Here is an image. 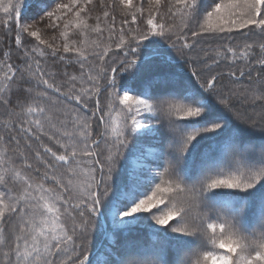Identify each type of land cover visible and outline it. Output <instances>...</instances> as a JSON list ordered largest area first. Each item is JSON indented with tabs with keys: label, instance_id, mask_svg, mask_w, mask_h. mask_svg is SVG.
Wrapping results in <instances>:
<instances>
[{
	"label": "snow or ice",
	"instance_id": "1",
	"mask_svg": "<svg viewBox=\"0 0 264 264\" xmlns=\"http://www.w3.org/2000/svg\"><path fill=\"white\" fill-rule=\"evenodd\" d=\"M0 14V264H264V0Z\"/></svg>",
	"mask_w": 264,
	"mask_h": 264
},
{
	"label": "trees",
	"instance_id": "2",
	"mask_svg": "<svg viewBox=\"0 0 264 264\" xmlns=\"http://www.w3.org/2000/svg\"><path fill=\"white\" fill-rule=\"evenodd\" d=\"M38 11H39L38 8H36L35 5H32L29 8V10L27 11L26 16L28 18H32V17L38 18L37 17ZM0 15H2V14H0ZM117 25H119V20H117ZM73 39H79V36L78 35H75V36H73ZM94 39H95V36H90L89 37V40L90 41L91 40H94ZM199 40H200V47L208 48L209 50H211L212 48H215L216 46H218L221 43H227L230 40L233 43L240 42V38L239 37L233 38V37H230L228 34H224L223 39H218L216 37L203 36V37H200ZM2 46L3 45H0V47H2ZM51 63L52 62L50 60L48 62L49 70L56 71L55 68H52L51 67ZM58 68H59V71L61 73H63L64 71H67L70 74L74 73V68L73 67L65 68L63 65H60L58 63ZM75 69L78 70V65L75 66ZM75 74H78V71H76ZM225 83L228 84V87L233 88V89H237V90L245 87V85L242 82L241 83H235V84H233V83H231L229 81H225ZM102 102H103V98H102ZM237 107L238 108H241V109H247V111L249 113H251L253 111V109L251 107H249L246 103H244L242 101H238L237 102ZM259 110H260L259 108L256 109V111H259ZM0 112H3V109L2 108H0ZM160 139H161V142L163 143L164 142V137L161 136ZM148 146H152L155 149L151 153L152 158H150V157L149 158L152 159V160H157L159 158V155H160L159 145H152L151 142H150V144ZM143 235H144V230H139L136 235H133V236H129L128 237V244H127V246H128L129 251H131L132 253H135L137 251H143L144 250V249H137V246H136V242L138 240H140ZM99 243H100V239L98 238L97 239V244H99ZM148 243H149V241L146 240L145 241V244H148ZM172 255H174V253Z\"/></svg>",
	"mask_w": 264,
	"mask_h": 264
},
{
	"label": "rangeland",
	"instance_id": "3",
	"mask_svg": "<svg viewBox=\"0 0 264 264\" xmlns=\"http://www.w3.org/2000/svg\"><path fill=\"white\" fill-rule=\"evenodd\" d=\"M150 158H152V156L150 155Z\"/></svg>",
	"mask_w": 264,
	"mask_h": 264
}]
</instances>
